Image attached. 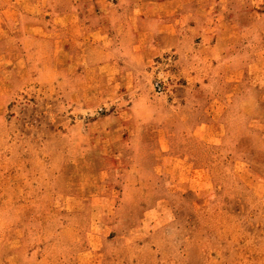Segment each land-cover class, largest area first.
<instances>
[{"label": "rangeland", "instance_id": "rangeland-1", "mask_svg": "<svg viewBox=\"0 0 264 264\" xmlns=\"http://www.w3.org/2000/svg\"><path fill=\"white\" fill-rule=\"evenodd\" d=\"M0 264H264V0H0Z\"/></svg>", "mask_w": 264, "mask_h": 264}]
</instances>
